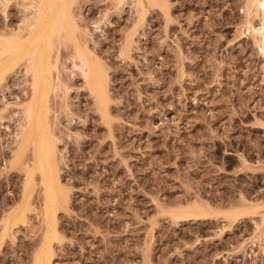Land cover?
<instances>
[{
    "label": "rangeland",
    "instance_id": "374dc122",
    "mask_svg": "<svg viewBox=\"0 0 264 264\" xmlns=\"http://www.w3.org/2000/svg\"><path fill=\"white\" fill-rule=\"evenodd\" d=\"M3 1L0 32L22 25L29 0H11L7 11ZM130 2L74 4L107 69L112 120L109 128L79 77L69 79L70 115L51 99L70 190L53 264H264V208L231 226L221 215L185 221L169 213L195 202L222 212L264 204V57L243 27V0H168V13L148 7L136 31ZM60 48L68 74V47ZM21 70L0 89V232L23 182L10 168V114L28 87ZM6 100L11 107L1 112ZM38 212L0 243V264H32Z\"/></svg>",
    "mask_w": 264,
    "mask_h": 264
},
{
    "label": "bare ground",
    "instance_id": "6f19581e",
    "mask_svg": "<svg viewBox=\"0 0 264 264\" xmlns=\"http://www.w3.org/2000/svg\"><path fill=\"white\" fill-rule=\"evenodd\" d=\"M10 1H3L4 11H7ZM75 1L23 2L25 17L22 25L0 32V89L6 86L9 77L20 69L28 76L26 81L28 87L23 88L21 96L17 97L20 99L19 102L14 103L20 107L10 114L11 117H16L17 122L13 134L16 147L10 154L12 155L10 168L21 171L13 174L18 177L23 176V182L15 205L11 206L1 219L0 243H3L7 236L11 238L13 235L15 238L14 235L17 233L15 228L22 224L29 225L30 214L38 212L39 209L35 215L40 218L42 224L39 230L42 232L40 234L42 237L40 236L41 242L39 240L40 244L38 243L34 251L32 264H53V243L61 234L58 230L59 212L67 208L70 198V190L64 186L61 177L58 148L61 137L56 130L59 115L52 113L51 99L59 98L62 109L67 112L70 109L68 100L73 90L69 79L80 78L90 95L94 97L102 119L109 128L111 127V96L107 69L89 46V39L85 37L88 34L87 30L81 28L74 14ZM124 1L119 0L120 3ZM133 2L139 12L138 21L133 27L135 31L147 16L148 7L157 10L159 8L165 13L170 9L168 0H133ZM243 3L241 7L246 13L243 27L264 57V0H243ZM255 21H258V24ZM131 41L132 36H129L128 43ZM62 45L68 47L66 59L71 61L70 74L63 71L60 66L59 55ZM10 107L11 102L6 100L1 112L9 110ZM4 117L6 118L4 115L1 118ZM76 120L74 116L70 117L69 124L75 123ZM37 193L41 194H39L41 205L38 208L35 206V203H38L34 201ZM242 206L246 208L235 207L222 212L201 202H195L173 209L169 213L171 212L174 219L185 221L190 219L207 221L211 218L218 219L221 215L222 219H227L231 226L233 223L240 225L238 220L244 221L247 217L255 215L258 208H264V204L260 203Z\"/></svg>",
    "mask_w": 264,
    "mask_h": 264
}]
</instances>
